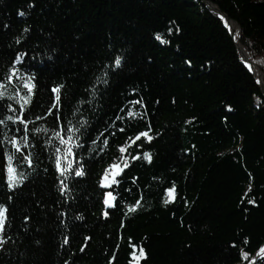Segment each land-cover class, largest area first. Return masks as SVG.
<instances>
[{
  "label": "trees",
  "instance_id": "16d2710c",
  "mask_svg": "<svg viewBox=\"0 0 264 264\" xmlns=\"http://www.w3.org/2000/svg\"><path fill=\"white\" fill-rule=\"evenodd\" d=\"M203 1L0 0V80L26 52L24 68L37 77L28 118L43 114L52 87L63 85L61 113L76 126L81 117L88 121L83 146L68 158L85 175L69 169L61 177L44 144L51 132H41L22 148L34 165H19L24 182L10 190L6 173L0 177L7 209L0 264H128L133 244L145 249L140 264H246L240 249L255 255L264 244V97L228 29ZM206 1L239 24V42L264 81V0ZM102 68L108 84L96 82ZM139 100L143 108L131 103ZM128 109L146 115L128 118ZM149 124L154 139L143 150L151 162L133 161L119 184L102 186L116 146ZM35 126L51 128L54 117ZM5 132L23 135L10 122L0 126V139ZM100 133L109 146L91 143ZM173 182L176 199L165 205L163 190ZM108 191L116 199L105 205ZM141 197L128 212L126 205Z\"/></svg>",
  "mask_w": 264,
  "mask_h": 264
},
{
  "label": "snow or ice",
  "instance_id": "6c2138e0",
  "mask_svg": "<svg viewBox=\"0 0 264 264\" xmlns=\"http://www.w3.org/2000/svg\"><path fill=\"white\" fill-rule=\"evenodd\" d=\"M32 5L29 4V7ZM19 15L23 16L25 13L20 11ZM219 18L221 21H224V26L233 35V39H236L239 36V30H233L230 23L226 20L223 15H220ZM174 23V22H172ZM179 31V29H175ZM25 32L28 31L27 28L24 29ZM173 28H168V33H172ZM21 38H16V43H20ZM155 39L159 41L161 44L169 43V40L165 39L161 33H155ZM27 57L26 52L17 53L14 60L9 65L7 71L3 74V80H0V109L4 110V115L0 118V126L4 128L8 127L9 122L12 125H21L23 135L17 136L12 134L8 135L7 132L2 133L3 139H0V177H2L6 173V183L8 189L12 190L18 187L20 184L24 182L27 178L26 174L22 171H19L20 164H27L29 168L33 167V157L31 154H24L22 152V148L31 147V139L39 138L38 134L49 133L51 132V136H49L44 144L50 146L53 149L52 155L54 156V166L55 170L61 177H65V174L71 169L77 177L85 175L83 170V165H78L75 168H72V160L68 159L73 155H77L75 153V148H81L83 146V141L80 140L87 131L88 121L84 120L83 117L80 118L78 122V126L73 125L71 120H67V118L61 113L60 109L62 108V100H61V89L63 85H55L51 89V93L55 94L54 98L50 102V106L47 107V110L43 114L35 115L34 119L28 118V111H30V105L33 101L34 90L36 89V80L37 77L35 73L29 72L24 68L22 61ZM19 63V67L17 64ZM122 63V58L120 56H116L113 64L115 68H119ZM188 63H191L188 61ZM107 66H105L106 68ZM103 75H100L96 78L97 83L108 84V79L106 77L109 75L107 71L103 68L101 69ZM16 82L15 84L13 82ZM264 83V81H260ZM95 88V84L92 85ZM12 88V91L9 92L8 89ZM98 91V89H97ZM95 93H93L94 95ZM12 101V103H3L4 101ZM13 103L18 105V108H13ZM90 103V101H89ZM133 104H139L141 108L144 107L143 101H132ZM11 113V114H8ZM126 116L128 118H135L137 116L146 115L141 114L138 111H134L132 109L126 110ZM75 115V113H73ZM46 116L54 117V126L51 128L43 127V126H35L36 121H44ZM118 119H123V117H118ZM61 121H66V126L61 127ZM32 124L33 127L29 128V125ZM121 133L125 131V129H119ZM152 132V127L149 124L146 130L138 131L134 134V136L130 137L124 143L117 145L118 154L112 157L111 162L104 168L103 176L100 179V184L102 186H111L120 183L118 177H120L126 169H128L133 161L138 160H147L149 163L151 162V154L148 151L143 150V143L145 141L151 142L154 139L153 135H150ZM156 135H159L157 133ZM97 140L102 141L103 146H109V140L103 133H100L97 137L91 139V143L93 145L96 144ZM57 141L58 143H54ZM5 145H11V148L15 149V152H9L8 148ZM74 145V146H73ZM100 147L99 151L103 152L105 150L104 147ZM139 149L140 151H137ZM45 151L48 149L45 148ZM19 153L20 156L16 154ZM14 161H19V163H14ZM47 170V169H46ZM134 182H135V178ZM68 185L66 183H62L61 192L67 188ZM165 199L163 203L165 205L173 202L176 199V185L175 182L172 183L170 187L165 188L164 190ZM251 191V185H249V189L245 192V196H248V192ZM11 199V197H9ZM116 199L113 196L111 191L105 193L104 204L109 205L112 201ZM137 199L135 204L126 205L128 212H134L137 209V206L141 205V200ZM187 203V202H185ZM249 204H254V199L248 200ZM6 206L0 204V231H3L6 227ZM105 216L108 215L107 212L104 213ZM127 215V212L125 213ZM27 220L28 217H25ZM77 219H82V217H77ZM87 239V237H86ZM70 241L68 237H65L64 243L68 244ZM243 243L245 245L248 244V238L245 237ZM0 244H3V241L0 240ZM235 247V245H233ZM84 249L81 248V251ZM138 251V254H137ZM129 256L131 257L128 261V264H140L142 258H146V252L143 247H139L135 244L132 245V250L129 252ZM114 258V256H113ZM240 260L247 261V264H256L258 258L264 259V244L260 245L255 255H250V253L244 248H241L239 251ZM64 264H68L67 261ZM108 264H112V260L110 259Z\"/></svg>",
  "mask_w": 264,
  "mask_h": 264
},
{
  "label": "water",
  "instance_id": "95a60500",
  "mask_svg": "<svg viewBox=\"0 0 264 264\" xmlns=\"http://www.w3.org/2000/svg\"><path fill=\"white\" fill-rule=\"evenodd\" d=\"M203 3H204V5L211 11V12H213V13H215V14H220V15H223L225 18H226V20L229 22V23H233L235 26H236V28L239 30V37H238V39H233L234 40V42H235V45H236V49H237V53H238V56H239V58H240V60L242 61V63L248 68V70L251 72V74L253 75V73H252V71H251V69H250V67H249V65H254V66H256L258 69H259V72H260V77H259V79H256L255 77H254V75H253V77L255 78V80H256V82H257V84H258V86H259V88H260V91H261V93H262V95H263V97H264V83H261L260 81H263V72H262V70L258 67V65L256 64V63H254L251 59H250V57H249V59H246L244 56H242V54H241V50H240V42H239V38H240V26H239V24L235 21V20H233L232 18H230L226 13H224L218 6H216L214 3H212V2H210V1H206V0H204L203 1ZM218 17H219V15H218ZM223 22V24H224V21H222ZM229 31V30H228ZM230 33V32H229ZM231 36H232V38H233V35L232 34H230ZM242 46V45H241ZM244 49H245V47L244 46H242ZM247 52V51H246ZM248 53V52H247ZM248 56H249V54H248ZM261 258H258L257 259V261H259ZM256 261V262H257ZM247 264V263H246Z\"/></svg>",
  "mask_w": 264,
  "mask_h": 264
},
{
  "label": "bare ground",
  "instance_id": "6f19581e",
  "mask_svg": "<svg viewBox=\"0 0 264 264\" xmlns=\"http://www.w3.org/2000/svg\"><path fill=\"white\" fill-rule=\"evenodd\" d=\"M230 25H231V27H232L233 30H236L237 29L236 26L233 23H230ZM238 37L236 39H238ZM240 50H241L242 56H244L246 59H249V56H248V53L246 52V49H244L241 45H240ZM249 67H250V69H251L254 77L256 79H259V77H260L259 69L256 66H254V65H249Z\"/></svg>",
  "mask_w": 264,
  "mask_h": 264
}]
</instances>
